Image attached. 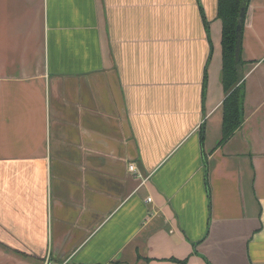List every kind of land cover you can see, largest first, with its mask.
Segmentation results:
<instances>
[{
	"label": "crops",
	"instance_id": "0c3cea01",
	"mask_svg": "<svg viewBox=\"0 0 264 264\" xmlns=\"http://www.w3.org/2000/svg\"><path fill=\"white\" fill-rule=\"evenodd\" d=\"M218 4L0 0V264H264V0L225 142Z\"/></svg>",
	"mask_w": 264,
	"mask_h": 264
},
{
	"label": "trees",
	"instance_id": "16d2710c",
	"mask_svg": "<svg viewBox=\"0 0 264 264\" xmlns=\"http://www.w3.org/2000/svg\"><path fill=\"white\" fill-rule=\"evenodd\" d=\"M249 0H219L218 17L223 24V82L228 96L223 103V142L243 125V83L238 80L237 68L241 65L240 42L237 32L242 9L247 10ZM242 36V34H241Z\"/></svg>",
	"mask_w": 264,
	"mask_h": 264
},
{
	"label": "water",
	"instance_id": "95a60500",
	"mask_svg": "<svg viewBox=\"0 0 264 264\" xmlns=\"http://www.w3.org/2000/svg\"><path fill=\"white\" fill-rule=\"evenodd\" d=\"M245 14H246V9L245 7L242 9L239 20H238V26H237V32H238V37H239V41L241 38V34H242V30H243V26H244V20H245ZM237 72H238V80L239 82H242L244 79V74L242 72V69L240 67L237 68Z\"/></svg>",
	"mask_w": 264,
	"mask_h": 264
},
{
	"label": "built area",
	"instance_id": "2783aa9c",
	"mask_svg": "<svg viewBox=\"0 0 264 264\" xmlns=\"http://www.w3.org/2000/svg\"><path fill=\"white\" fill-rule=\"evenodd\" d=\"M131 169H132V171H133L134 167L132 166ZM45 264H52V263L49 262V261H46ZM62 264H69V263L66 261V262H64V263H62Z\"/></svg>",
	"mask_w": 264,
	"mask_h": 264
}]
</instances>
